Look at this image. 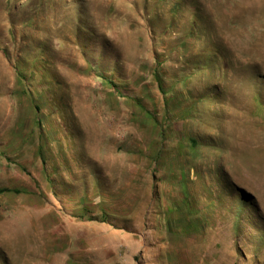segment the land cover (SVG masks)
I'll return each mask as SVG.
<instances>
[{
	"label": "rangeland",
	"instance_id": "374dc122",
	"mask_svg": "<svg viewBox=\"0 0 264 264\" xmlns=\"http://www.w3.org/2000/svg\"><path fill=\"white\" fill-rule=\"evenodd\" d=\"M0 264H264V0H0Z\"/></svg>",
	"mask_w": 264,
	"mask_h": 264
},
{
	"label": "clouds",
	"instance_id": "9594fccd",
	"mask_svg": "<svg viewBox=\"0 0 264 264\" xmlns=\"http://www.w3.org/2000/svg\"><path fill=\"white\" fill-rule=\"evenodd\" d=\"M222 86L225 87L229 92L237 96L241 95L242 90L244 88L243 82L241 81H232Z\"/></svg>",
	"mask_w": 264,
	"mask_h": 264
}]
</instances>
